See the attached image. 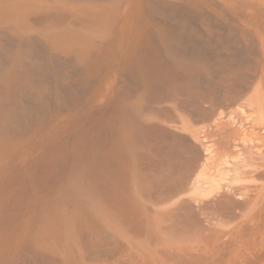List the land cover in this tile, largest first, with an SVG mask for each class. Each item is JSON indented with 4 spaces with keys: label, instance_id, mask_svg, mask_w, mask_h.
Listing matches in <instances>:
<instances>
[{
    "label": "bare ground",
    "instance_id": "1",
    "mask_svg": "<svg viewBox=\"0 0 264 264\" xmlns=\"http://www.w3.org/2000/svg\"><path fill=\"white\" fill-rule=\"evenodd\" d=\"M0 264H264V0H0Z\"/></svg>",
    "mask_w": 264,
    "mask_h": 264
}]
</instances>
